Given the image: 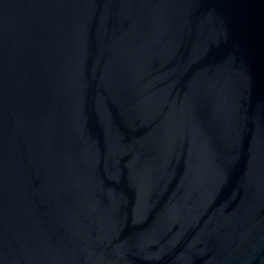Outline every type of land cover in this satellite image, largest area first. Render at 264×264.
<instances>
[{
  "label": "water",
  "instance_id": "obj_1",
  "mask_svg": "<svg viewBox=\"0 0 264 264\" xmlns=\"http://www.w3.org/2000/svg\"><path fill=\"white\" fill-rule=\"evenodd\" d=\"M0 264H264V0H0Z\"/></svg>",
  "mask_w": 264,
  "mask_h": 264
}]
</instances>
